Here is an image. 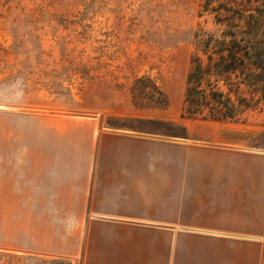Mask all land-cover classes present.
Listing matches in <instances>:
<instances>
[{
    "label": "crops",
    "instance_id": "0c3cea01",
    "mask_svg": "<svg viewBox=\"0 0 264 264\" xmlns=\"http://www.w3.org/2000/svg\"><path fill=\"white\" fill-rule=\"evenodd\" d=\"M31 121L38 143L0 144L1 251L80 264H264V149L219 130L175 139L96 117ZM86 127L92 143L80 146Z\"/></svg>",
    "mask_w": 264,
    "mask_h": 264
},
{
    "label": "rangeland",
    "instance_id": "374dc122",
    "mask_svg": "<svg viewBox=\"0 0 264 264\" xmlns=\"http://www.w3.org/2000/svg\"><path fill=\"white\" fill-rule=\"evenodd\" d=\"M227 7L255 15L254 34L264 35V0H0V130L18 129L9 137L0 132V144L38 143L29 131L32 118L96 117L104 128L175 139L219 130L223 141L264 149V71L250 85L239 70L226 80L230 58L201 46L203 38L222 34ZM246 21L237 19L234 30H248ZM198 60L206 72L204 101L192 116L188 75ZM213 108L236 115L202 117ZM7 113L15 114L9 122ZM87 131L80 146L92 143ZM0 264L80 263L0 250Z\"/></svg>",
    "mask_w": 264,
    "mask_h": 264
},
{
    "label": "trees",
    "instance_id": "16d2710c",
    "mask_svg": "<svg viewBox=\"0 0 264 264\" xmlns=\"http://www.w3.org/2000/svg\"><path fill=\"white\" fill-rule=\"evenodd\" d=\"M225 11H228V17H224L219 20V23L225 26L222 34L220 36L209 35L206 38H203L201 41V46L204 50L209 51L213 50L217 55L219 54V59L226 60L230 58L225 64V79L227 80L229 77V73L231 71L239 70L240 73L244 75H249V77H241L240 79L248 83L246 79H249V85L256 83L255 81H259L260 71H264V35L259 37L258 34H254V32H258V22L259 20H255V15L249 13L246 16L242 11V9H234V8H224ZM245 15V16H244ZM247 18L245 28L248 30L240 29L239 32L234 30V26L238 27L237 19H245ZM259 19V18H258ZM231 23V25H230ZM240 23V22H239ZM233 25V26H232ZM242 32V33H241ZM212 57V56H209ZM218 65V64H216ZM248 68L249 72L246 74L244 69ZM262 73L261 75H263ZM206 75L205 68L202 66V63L198 60L194 62L192 65V70L188 75V86H187V100L193 106L189 109V114L194 115L199 113L200 108L202 106V102L204 101V89H203V79ZM217 75V74H216ZM264 76V75H263ZM217 77L215 76V80L217 81ZM262 84H264V79L262 80ZM216 85V84H215ZM212 88L214 90V95H221V93L215 87ZM261 99L264 100V86L261 89ZM219 101V100H214ZM216 111V108H213L212 114L208 116H202L204 118H211L214 120H222L226 118H233L236 115V110L231 112H227L225 110Z\"/></svg>",
    "mask_w": 264,
    "mask_h": 264
}]
</instances>
